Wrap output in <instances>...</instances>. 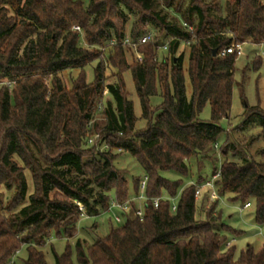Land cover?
I'll use <instances>...</instances> for the list:
<instances>
[{
  "label": "trees",
  "instance_id": "16d2710c",
  "mask_svg": "<svg viewBox=\"0 0 264 264\" xmlns=\"http://www.w3.org/2000/svg\"><path fill=\"white\" fill-rule=\"evenodd\" d=\"M128 18L133 42L151 33L136 47L140 62L122 44ZM233 43H264V0H90L86 8L78 0H0V264H17L23 247L22 264H47L41 248L52 232L67 240L76 235L78 205L83 216L96 217L111 200L137 196L141 179L130 189L114 167L120 153L129 154L147 179L143 219L121 215V226L92 245L77 239L75 264H264V246H248L234 259L219 228L239 232L214 227L220 223L218 199L205 220L195 219V191L207 179L182 187L162 176L187 177L193 158L198 170L203 161L214 164L237 59L219 52ZM159 50L165 52L161 60ZM126 52L134 54L131 65ZM92 63L93 80L87 83L83 69ZM261 63L254 60L253 70ZM68 70L79 71L70 89L62 80ZM126 71L145 121L140 130L125 91ZM158 94L161 104L152 108L149 99ZM207 104L210 120L201 121ZM242 117L219 147L222 162L211 179L218 174V198L229 194L231 203L254 205V224L264 237V151L259 160L246 155L264 137V102L245 105ZM253 126L260 134L240 146L235 133ZM154 198L160 199L156 208ZM54 262L74 264L68 243Z\"/></svg>",
  "mask_w": 264,
  "mask_h": 264
},
{
  "label": "rangeland",
  "instance_id": "374dc122",
  "mask_svg": "<svg viewBox=\"0 0 264 264\" xmlns=\"http://www.w3.org/2000/svg\"><path fill=\"white\" fill-rule=\"evenodd\" d=\"M81 1L83 6L86 8L89 5L90 0H78ZM132 19L128 18L126 26H125V35L130 38V30H131ZM80 46H83V41L80 40ZM242 54L237 57L235 61V70H234V86L232 91V104L229 112V116L226 119H223L219 122V125L224 130L223 134L218 140V148L215 150V162L211 165L209 162L203 161L202 168L200 170L197 169L195 159H190L189 164V173L187 177L180 176L175 172H163L162 176L170 181H180L182 183V187L195 184L198 177H202L211 180L212 169H219L220 164L222 162L221 157L219 156V147L223 145L226 139V134L229 133L230 130H234L243 122V113L245 110V105L247 106H256L258 104L262 105L264 102V43L260 45H251V44H243L241 46ZM133 53H125L126 62L131 65L133 61ZM165 52L159 50L158 58L162 59ZM261 60V67L258 71H254L252 68V62L254 60ZM96 63H92L90 66H87L83 69L86 82L91 83L93 80L92 69ZM187 66V54H185L183 60V75H184V85L185 92L187 98H190L191 95V85L188 79V76L185 72ZM110 72V70L108 71ZM108 72H106L108 74ZM79 73L78 70H68L62 73V80L64 86L67 89H70L71 80L77 76ZM110 75V74H108ZM123 80L125 84V91L128 94V99L133 104V111L136 118L135 129L140 130L145 126V121L140 119V106L139 101L136 96L134 85L132 82V77L130 71H126L123 74ZM108 81L107 83H110ZM241 82L242 85L241 90ZM241 91H243L244 100L241 98ZM108 96L104 97V102L108 101ZM150 106L152 108H156L161 104L160 95H156L149 99ZM211 117L210 107L209 105H205L202 111L200 112L198 119L201 121H209ZM100 120V116L97 115L96 121ZM101 121H98V126H101ZM249 133H235L234 139L240 143V146H248V141L250 135L257 136L260 134V129L258 127H252ZM90 144V143H89ZM248 154L247 157H254L256 160H259L258 152L264 151V137L259 138L255 141L250 147L246 148ZM113 154L115 152H112ZM238 158V157H235ZM240 159V158H239ZM114 167L123 173V177L125 178L127 185L130 189H132V184L136 179H142L144 177L143 171L137 162L127 153H120L116 157L114 161ZM231 195L226 194L221 197H214L210 191H206L201 193L196 201V213L195 219L197 221L205 220L206 212L211 208L214 201L218 199V204L216 207V211L220 214V223L216 224L214 227L219 228V226L223 225L228 229H232L233 231L239 232L238 234H234L231 231L221 230L219 228V232L224 235L227 239V242L231 244L234 248V259H237L240 252L245 250L248 246L252 247L254 250H259L264 246V237L262 234V230L259 229L254 224V205L250 203V206L246 209L242 208V204L240 202H229ZM176 202V200H175ZM215 214V212H214ZM113 213L104 212L99 214L96 217H86L82 216L77 225V233L76 235L67 240L65 236L60 233V235H56V233L52 232L49 240L46 244L41 248V251L44 254L45 261L47 264H55L54 262V254L60 255L63 253L66 243L69 244L72 252V260L75 264V250L74 244L75 241L81 240L85 245H92L96 240L103 238L108 235L111 229H116L120 227V224H115L113 222ZM225 250V248H222ZM19 260L16 261L17 264H22V260L25 259L26 253L24 247L18 253Z\"/></svg>",
  "mask_w": 264,
  "mask_h": 264
},
{
  "label": "built area",
  "instance_id": "2783aa9c",
  "mask_svg": "<svg viewBox=\"0 0 264 264\" xmlns=\"http://www.w3.org/2000/svg\"><path fill=\"white\" fill-rule=\"evenodd\" d=\"M76 30H78V28H76ZM188 31H191V28H187ZM151 37V33L149 34H145L143 36H141L136 42H133L132 40H130L128 37L125 38L122 41V44L125 45H129L132 50L135 52V57L137 59V61H141V56L137 53L136 51V47L140 44H144L146 43ZM243 44H232L230 47L225 48L224 50H222L221 52H219V56H224L226 54H236L237 57H239L242 54V50H241V46ZM165 46L163 47V49L165 50ZM218 176V174H216L210 181L205 182L204 184L200 185L197 187L196 191H195V198H197L201 193H203L204 191H210L212 193V196H216L215 192H214V187H213V180ZM146 177H143L140 180L139 183V193L137 196L131 198L128 201L125 202H116L114 200H111L108 206V209L106 210V212L108 213H113V222L115 224H122L123 220H122V216L121 215H129V214H133L135 217L139 218V220L143 219V204L144 202L147 200L146 196H145V189H146ZM160 199L159 198H154L151 200L152 205L154 208H156L158 206ZM174 199H172V212L175 211V204H174ZM132 203H136L137 207L134 208V210L132 209ZM250 205L249 204H245L242 208L246 209L248 208ZM79 207V211L81 213V215H84V209L82 207V205H78ZM230 243L227 244V246H229Z\"/></svg>",
  "mask_w": 264,
  "mask_h": 264
},
{
  "label": "water",
  "instance_id": "95a60500",
  "mask_svg": "<svg viewBox=\"0 0 264 264\" xmlns=\"http://www.w3.org/2000/svg\"><path fill=\"white\" fill-rule=\"evenodd\" d=\"M216 55V52L215 51H213V56H215Z\"/></svg>",
  "mask_w": 264,
  "mask_h": 264
},
{
  "label": "crops",
  "instance_id": "0c3cea01",
  "mask_svg": "<svg viewBox=\"0 0 264 264\" xmlns=\"http://www.w3.org/2000/svg\"><path fill=\"white\" fill-rule=\"evenodd\" d=\"M206 193V191H204Z\"/></svg>",
  "mask_w": 264,
  "mask_h": 264
}]
</instances>
